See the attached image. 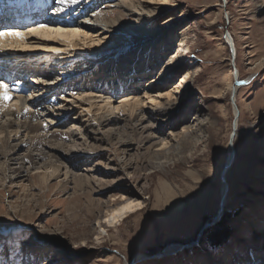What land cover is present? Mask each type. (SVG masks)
<instances>
[{"label":"rangeland","instance_id":"obj_1","mask_svg":"<svg viewBox=\"0 0 264 264\" xmlns=\"http://www.w3.org/2000/svg\"><path fill=\"white\" fill-rule=\"evenodd\" d=\"M121 1L94 0L90 11L82 8L79 16L84 21H113L120 11L116 3ZM140 1L141 7L147 10L156 7V1L167 3L151 14L147 10L139 11L145 14L148 32H136V38H128L126 43L113 48L107 58L125 46L131 49L139 45L137 50H142L146 43L159 41L165 29L162 24L173 20L170 31L174 38L167 53L170 57L176 56L178 36L188 35L185 44L188 49L180 51L184 65L161 79L157 84L162 89H155L153 93L173 91L190 67L195 71L194 78L186 84L191 105L177 109L173 116L160 121L163 132L153 141L166 143L170 141L168 136L180 135L194 119L193 108L199 106L211 122L204 134L205 142L194 151H186V157L182 155L184 158L179 161L168 154L173 142L164 147L162 144L150 146L153 141L141 146L131 138L128 128L121 132L130 135L131 141L123 135L125 142H121L112 134L113 141L107 143L104 136L107 129L102 126L98 134L94 131L100 138L95 143L89 136H83L93 114H81L83 106L81 110L74 109L73 104L72 112L55 123L64 134L60 141L65 146L62 150L78 149L80 154H73L80 159L72 161L69 153L63 157L59 154L62 171L46 185L41 184L38 175L42 170L37 168L41 163L49 165L50 161L57 164L56 158H41L35 169L30 167L21 175L6 171V177L13 178L11 182L0 174V264H264V65L259 67L264 60V6L260 7L263 0H151L150 4L149 0ZM51 6V13L59 9V5ZM69 15L70 12L67 16L63 14L62 20ZM52 17L48 14L47 18L52 20ZM226 33L232 37L236 53L232 54L233 50L224 43ZM55 54L42 57L49 56V61ZM65 57L68 56H60ZM163 63L164 59L158 62V67L144 71L149 73L132 85L138 88L136 91L127 90L134 81L124 82V92L118 90L126 80L123 76L127 71L118 77L107 72L104 76L115 87L103 93L114 95L117 98L112 99L114 102L137 92L144 97V88L153 87L164 68ZM231 70L233 73L238 70L239 79L244 83L230 95ZM133 75L129 76L130 80ZM64 98L57 97V108L65 105ZM231 99L236 102L239 122L236 139L231 144L235 161L232 160L234 163L225 178L229 194L222 211L220 202L225 180L222 181L221 175L226 171L228 152L232 149L229 141L235 119ZM144 103L148 100L144 99ZM125 115L117 113L116 117L122 120ZM182 115L187 122H182ZM150 123L144 121V125L153 122ZM72 127L76 131L71 132L70 138L68 132ZM157 128L156 124L154 131ZM187 141L186 144L192 143ZM42 148L44 152L60 153V149H50L48 143ZM22 149L20 154L25 153V148ZM157 159L158 163L167 164L155 169L152 164L156 165ZM1 164L4 162L0 157ZM9 164L12 169L19 167L13 162ZM64 167L72 177L64 178ZM168 188L172 191L169 194ZM135 200L144 202L141 209L126 214L119 222H106L105 217L114 208ZM220 211L218 221L207 227L195 244L180 249L181 245L195 241L204 224ZM221 224L223 228L218 227ZM212 238L217 240L212 242ZM178 245L165 252L168 247ZM161 252L163 256H156Z\"/></svg>","mask_w":264,"mask_h":264},{"label":"bare ground","instance_id":"obj_2","mask_svg":"<svg viewBox=\"0 0 264 264\" xmlns=\"http://www.w3.org/2000/svg\"><path fill=\"white\" fill-rule=\"evenodd\" d=\"M43 1L45 0L30 1L33 10H36L37 14L31 17L32 21L28 26H5L1 29L16 30L27 33L29 27H36L40 23H44L51 28L70 26V23L72 22L73 26L78 27L81 32L76 38H73L70 34H66L62 39L58 38L55 40H41L34 36L28 37L19 48L12 49L6 46L4 51H0V80L7 83L12 88L10 95L13 97L6 106L0 104V157L4 162V164L0 165V174L3 179L6 180L7 178L9 182H11L13 178L6 177V171L9 172L8 174L12 173L11 175L14 176H17L18 174L21 175L24 170L28 171L30 167L31 170L35 169L33 167L38 165L42 160L41 158L46 160L56 158V163L58 164L60 161L58 155L60 154L59 156L61 157L62 155L63 157L65 156L63 154L69 153V156L72 158L70 160L75 161V159H80V157H75L74 155L80 154L78 149L70 150L66 148L68 151H65L66 149L62 150L65 146L60 141H62L61 137L64 136V134L59 131L60 125L55 123L56 120L59 121L60 119L65 118V115L72 112L73 104H75L74 109L76 107L80 110L81 108L83 109L81 114L84 112H91L93 114L92 117L89 118V128L84 127L85 134H83V136H89L95 143L99 142L100 138L96 137V134H98L100 127L103 126L107 129L104 134L107 143L110 144L113 141L112 134H116V139L119 141L125 142L123 141V135H126L127 137H125L129 140L130 135L122 134L121 131H123L124 128H128L131 138L141 146L152 142L156 138L155 136L163 132L159 124L160 121L171 115L173 116V113L175 114L177 109H183L191 105V95H188L190 89L186 84L194 78L195 71H192V68L190 67L186 68L183 75L179 78L180 81L178 86H176L173 91L153 93L155 89H162V85L158 86L157 84L161 79L166 78V76H169L172 71L177 68L180 69L184 65L181 62L184 55L182 58H180V56L182 55V51L185 52L188 49L187 45H185L188 35L180 34L178 36L179 41L177 42L176 47L178 52L176 56L170 57L168 55L170 51L169 48L174 38V34L170 31L173 27L170 23L173 20L170 19L168 22L166 21L167 23L162 24L165 28L163 30L164 33L162 34L161 39L155 42L156 44L159 42V44L156 45L153 41L146 43V45L142 47V50H137L140 47L139 45L133 46L131 49L125 46L119 50L117 54L110 55L111 57L107 58V55L114 51L113 48L120 47V44L126 43L128 38H136V32H148L145 25V21L147 22V20L143 19L145 14H142V12L138 13L139 11L147 10L141 7L140 0H122L120 4L116 3L117 9H120L118 16L113 21L106 22L99 19L97 22L95 19L92 21L81 20V16H79L81 14L80 11H82V8L84 10L85 8L87 10L91 8L94 0H81L79 4L73 5L70 8H65L63 12L59 11L62 6L56 4L55 0H51L53 5H59V9L55 11V14H52L54 12H49L50 9H52V6L45 4L46 6L44 5V8H41ZM150 1L151 0H149V4ZM16 2H18V0H0V11L3 12L6 11L8 7H14ZM101 2L102 1H100V3ZM159 2L156 1V7H150L146 13H154L161 8L160 6H164V4L167 3L166 1ZM260 3V7L262 8L264 6V0ZM40 12H43L42 15L37 17ZM47 12L51 14V17L53 16L52 20L44 17V14ZM68 12L71 13V16L69 15L70 17L68 19L62 20V15L64 14V16H67ZM127 17L128 20H125ZM45 34L54 35L53 33ZM110 37H114V39L110 40ZM223 40L225 41L224 43H227V45L233 50L232 54L236 53V47L232 37H230V35L225 36L223 37ZM32 44L39 45V47H33ZM48 48H59L61 51L59 54H55L53 57L51 56L52 58L47 61V57L49 56H42H44L43 54L53 53L47 51L46 49ZM97 53L99 55H97ZM61 55H67L68 57L60 58ZM143 55H146V58L144 56L145 59L143 58ZM162 59H164V68L160 71L157 80L154 82L153 79L149 81V84L153 82V87L148 88L149 86H146L144 88V97H140V92H137L132 95L130 94L127 97H121L119 102H114L112 99H117L114 95L112 96L111 93H103V87H105L106 84L108 86L109 84L113 86V82L108 81L106 76H104L107 72L111 74L110 76L118 77L120 73L124 74L127 71L125 76L129 77L130 70H136L135 76L133 75V77H131V80L134 82L127 87V90L133 88V91H136L138 88H136V86H134V88L132 85L139 82L142 75L143 78H145L149 72L145 73L144 71L150 69L153 70ZM23 64L25 66L21 67ZM263 65L264 60L263 62H260L259 67ZM141 67H144V69L141 70ZM8 70H10L9 73H7ZM230 74L232 75L233 81L236 76H238L237 80L240 81L238 70H236L235 74L231 70ZM12 76L13 78H11ZM12 81L16 82L13 86L10 85V82ZM233 81L229 86L230 95L234 88ZM124 82L125 80L119 85L118 90L120 89V93L124 91H122V88L126 86ZM34 89H36L35 92ZM175 95H180V97L176 98ZM57 97H65V105H63L62 108L56 107ZM144 99H147L148 103H144ZM235 103L231 105L235 116L233 125L234 136H230L229 144L234 143L238 129L239 116H237L238 109ZM148 105H152L153 107ZM80 106L83 107L80 108ZM25 108L28 110L25 111ZM146 110L149 112L147 113ZM117 113L119 115L127 114L125 115L126 119H119L116 117ZM193 115V121L189 122L187 127H184V130L180 135L168 136L167 138H169L170 141L161 143V147H164L165 144L167 146L170 142H173L171 145L172 149L168 154L177 157L178 161L186 157V151H194L197 145L205 142L204 134L206 129H208V126L211 124L210 119L206 117L207 115L204 114L199 106L193 108ZM182 116V122H187L186 116ZM144 121L149 124H151L150 122L153 123L152 125H144ZM156 124L159 125V128L154 131ZM95 130L97 133L94 132ZM72 131L75 132L76 128H70V131L68 132L70 138ZM80 135H82V133H80ZM187 140L192 141V143L186 144ZM47 143L51 147L50 149H54L55 151L60 149V153L44 152L42 147ZM161 144H156L154 142L152 144L150 143V146L156 147ZM55 146H59V148H56ZM22 148H25V153L20 154L19 151H23ZM128 148L132 149V146L129 145ZM72 149H74V147ZM35 151L38 152V154L34 155L33 152ZM182 155L184 157H182ZM153 156L159 155L153 154ZM227 158L225 165L226 171L221 175L222 181L225 180L228 171L231 169L235 161L233 148L229 150ZM157 161L158 159L155 160V162ZM10 162L15 163L14 165L19 167L13 169L10 168L12 166V164H9ZM24 163L27 164V169H25ZM43 164L41 163V166L37 168L42 170H40L41 172H39L38 177L41 179V184L46 185L50 179L60 175L62 171L61 167H63V165L59 166V164L57 165L52 161H50V163L48 162L49 165ZM164 164L157 162L156 165L152 164V166L153 168L155 166L156 169L158 167H163ZM64 168V178L72 177L73 175L70 171L66 167ZM77 180L78 177H75L74 181ZM224 183L220 202L222 211H224L226 207L229 194V185L226 180ZM163 185L167 186L165 183ZM24 191H26V189H24ZM166 192L169 194V192L172 191L168 188L166 189ZM135 201L139 202L141 205L144 204V202L140 200ZM132 202L134 201H129L119 208H114L108 213L105 217L107 223L111 224L113 222H119L126 214L141 209V207L135 206L133 208H128L127 206ZM121 209L123 210L121 211ZM114 213L116 214L114 215ZM201 232L202 231L200 230L199 235ZM178 247L179 245L168 247L165 249V252Z\"/></svg>","mask_w":264,"mask_h":264},{"label":"snow or ice","instance_id":"obj_3","mask_svg":"<svg viewBox=\"0 0 264 264\" xmlns=\"http://www.w3.org/2000/svg\"><path fill=\"white\" fill-rule=\"evenodd\" d=\"M81 0H55L56 4L62 7L59 11L63 12L65 8H70L73 5H77ZM55 14V10L54 13ZM81 30L78 27L66 26V27H51L49 28L46 24L41 23L36 27H29L27 33L16 30H0V51H4L5 47L12 49L19 48L20 45L28 39V37H38L41 40H55L58 38H63L64 35L70 34L73 38H76L80 34ZM45 33H53L54 35H47ZM13 41V42H10ZM33 47H39V45H34ZM47 51L59 54L61 51L59 48H48ZM12 88L2 80H0V104L7 105L13 97L10 95ZM28 109L25 108V111ZM142 207L143 205L139 202H132L127 207ZM123 209H121L122 211ZM116 213H114L115 215ZM107 222V221H106Z\"/></svg>","mask_w":264,"mask_h":264},{"label":"water","instance_id":"obj_4","mask_svg":"<svg viewBox=\"0 0 264 264\" xmlns=\"http://www.w3.org/2000/svg\"><path fill=\"white\" fill-rule=\"evenodd\" d=\"M226 36H229V34L228 33H226ZM234 56V55H233ZM234 73H236V71L234 70ZM238 79V76H236L235 78H234V82H233V86H234V88H233V90H232V93H234V89H237L238 87H240V86H242L243 85V83L244 82H241V81H238L237 80ZM231 103H234V100L233 99H231ZM234 136V132H232V134H231V137H233ZM230 146H231V144H230ZM222 215V213H221V211L220 212H217V214H216V216H214L209 222H207V223H205L204 224V226L202 227V232L207 228V227H209V226H211V225H213V224H215L217 221H218V219L220 218V216ZM201 232V233H202ZM201 233H200V235H198L197 237H196V239H195V241H192V242H190V243H188V244H183V245H181V250L182 249H187L188 247H191L193 244H195L199 239H200V237H201ZM175 253V252H174ZM163 252H161V253H159V254H156V256H163Z\"/></svg>","mask_w":264,"mask_h":264},{"label":"trees","instance_id":"obj_5","mask_svg":"<svg viewBox=\"0 0 264 264\" xmlns=\"http://www.w3.org/2000/svg\"><path fill=\"white\" fill-rule=\"evenodd\" d=\"M223 224H224V223H223ZM223 224H221V225H218V227H222V226H223ZM222 228H223V227H222ZM216 240H217V239H215V238H212V239H211V241H212V242H214V241H216Z\"/></svg>","mask_w":264,"mask_h":264}]
</instances>
